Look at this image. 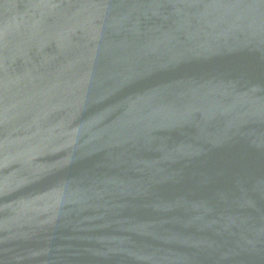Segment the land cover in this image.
I'll return each mask as SVG.
<instances>
[{
	"label": "water",
	"instance_id": "1",
	"mask_svg": "<svg viewBox=\"0 0 264 264\" xmlns=\"http://www.w3.org/2000/svg\"><path fill=\"white\" fill-rule=\"evenodd\" d=\"M0 264H264V0H0Z\"/></svg>",
	"mask_w": 264,
	"mask_h": 264
}]
</instances>
